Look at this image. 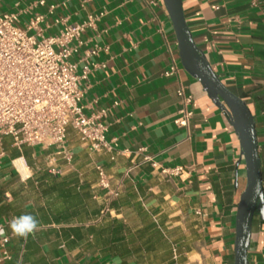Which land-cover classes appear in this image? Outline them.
<instances>
[{
    "label": "crops",
    "instance_id": "obj_1",
    "mask_svg": "<svg viewBox=\"0 0 264 264\" xmlns=\"http://www.w3.org/2000/svg\"><path fill=\"white\" fill-rule=\"evenodd\" d=\"M183 8L196 44L254 117L264 182V0H184ZM98 12L103 15L82 33L71 60L79 71L89 68L85 112L106 109V138L115 150L92 151L69 128L68 162L55 146L17 147L4 136L0 225L8 241H0V264H138L131 256L143 249L134 237L147 229L138 212L151 215L154 229L171 223L184 233V253L201 256L204 264H233L236 208L246 183L239 141L225 114L182 67L162 0H0V14L16 13L19 26L43 15L46 34L57 33L58 18L73 23ZM95 46L98 53L83 59ZM172 63L177 72L166 76ZM180 86L192 95L187 126L175 123L183 106ZM176 167L183 168L178 175L161 172ZM113 191L117 197L109 196ZM167 203L169 215L159 211ZM24 213L40 221L27 239L8 226ZM248 264H264V220L258 216Z\"/></svg>",
    "mask_w": 264,
    "mask_h": 264
},
{
    "label": "built area",
    "instance_id": "obj_2",
    "mask_svg": "<svg viewBox=\"0 0 264 264\" xmlns=\"http://www.w3.org/2000/svg\"><path fill=\"white\" fill-rule=\"evenodd\" d=\"M102 15L103 12L89 14L73 23L58 18L56 22L61 27L57 33L46 34V26L42 25L45 17L41 14H34L25 26L18 25L16 13L0 14V144L4 136H10L17 147L55 146L69 162L73 154L66 149L65 141L71 128L90 150L114 152L116 143L106 138V109L85 112L83 100L89 87V68L85 66L79 71L78 62L71 60L83 44L82 33L94 29ZM99 49H89L83 59L96 55ZM176 72V63H172L164 74L172 76ZM176 93L182 97L183 106L175 123L187 126L192 115V95L183 86ZM146 159L152 162L150 157ZM98 170L101 184L107 185L103 170ZM182 171L181 167L161 169L169 176ZM0 241L3 246L6 244V233Z\"/></svg>",
    "mask_w": 264,
    "mask_h": 264
},
{
    "label": "water",
    "instance_id": "obj_3",
    "mask_svg": "<svg viewBox=\"0 0 264 264\" xmlns=\"http://www.w3.org/2000/svg\"><path fill=\"white\" fill-rule=\"evenodd\" d=\"M183 1L162 0L173 25L181 65L200 82L211 101L227 117L237 135L244 160L246 183L236 208L233 264H248L253 220L255 216L264 220V182L255 121L244 100L224 84L196 44L185 18Z\"/></svg>",
    "mask_w": 264,
    "mask_h": 264
},
{
    "label": "rangeland",
    "instance_id": "obj_4",
    "mask_svg": "<svg viewBox=\"0 0 264 264\" xmlns=\"http://www.w3.org/2000/svg\"><path fill=\"white\" fill-rule=\"evenodd\" d=\"M109 196L117 197L114 191L109 193ZM171 208L167 203L159 207V211L161 210L163 214L169 215L172 212ZM134 210L136 211L138 208ZM138 215L143 222V228L147 227V229L137 232L134 237V241L137 242V245H141L143 249L142 253L138 252L139 249H134V254L131 256L138 264H204L201 256L195 253H184L189 241L184 233L178 234L171 223L166 225L160 223V229H154L150 214L145 215L138 212Z\"/></svg>",
    "mask_w": 264,
    "mask_h": 264
},
{
    "label": "clouds",
    "instance_id": "obj_5",
    "mask_svg": "<svg viewBox=\"0 0 264 264\" xmlns=\"http://www.w3.org/2000/svg\"><path fill=\"white\" fill-rule=\"evenodd\" d=\"M8 226L15 237L27 239L30 235L34 237L36 232L39 231L40 221L31 213H24L13 217ZM4 236L5 230L0 227V237Z\"/></svg>",
    "mask_w": 264,
    "mask_h": 264
},
{
    "label": "bare ground",
    "instance_id": "obj_6",
    "mask_svg": "<svg viewBox=\"0 0 264 264\" xmlns=\"http://www.w3.org/2000/svg\"><path fill=\"white\" fill-rule=\"evenodd\" d=\"M16 164H17V166H18L20 169H22L23 165H22V163H20V160L16 161Z\"/></svg>",
    "mask_w": 264,
    "mask_h": 264
}]
</instances>
